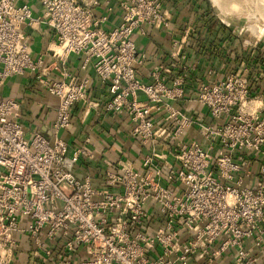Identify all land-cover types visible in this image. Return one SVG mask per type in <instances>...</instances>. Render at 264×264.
Segmentation results:
<instances>
[{"label": "built area", "instance_id": "2783aa9c", "mask_svg": "<svg viewBox=\"0 0 264 264\" xmlns=\"http://www.w3.org/2000/svg\"><path fill=\"white\" fill-rule=\"evenodd\" d=\"M39 2L40 16L34 17L26 4L0 0V88L9 77L28 72L58 100L51 137L27 138L18 105L0 98V264H15L16 235L29 238L32 259L39 264L50 263L56 245L62 255L55 264H259L246 244L264 246V164L253 185L247 158H264V101L250 95L247 69L199 89L197 101L217 123L203 124L174 108L184 97L185 79L176 74L168 83L173 69L155 70L149 85L136 76L142 62L133 33L144 24L171 27L161 0H120L121 22L108 32L98 28L105 17L94 20L79 0ZM40 25L54 33L48 49L54 59L83 55L82 69L92 63L108 89L104 112L125 114L131 136L149 147L142 162L122 158L118 174L105 173V186L117 191L95 190L73 173L80 156L91 160L93 155L82 148L69 155L62 134L71 109L86 102L89 81L48 79L42 58L31 57L21 31ZM184 44L185 38L173 45L175 71L186 69ZM138 93L146 103L137 100ZM96 107L87 103L88 109ZM156 114L171 122V140L197 127L208 149L194 141L162 143L168 130L155 126ZM216 142L220 151L212 160ZM159 163L166 169L165 182L181 191L163 185ZM149 201L161 219L153 233L144 225ZM82 247L85 259L74 262L71 256Z\"/></svg>", "mask_w": 264, "mask_h": 264}, {"label": "crops", "instance_id": "0c3cea01", "mask_svg": "<svg viewBox=\"0 0 264 264\" xmlns=\"http://www.w3.org/2000/svg\"><path fill=\"white\" fill-rule=\"evenodd\" d=\"M163 9L171 17L169 30L155 29L147 24L135 31L132 41L137 51V57L141 64L136 65L135 73L140 82L152 84V73L155 70L171 68L172 73L167 75L169 83L176 74L185 79L184 97L173 103L175 109L203 124H217L210 117L207 109L197 101L199 89L207 84L225 80L230 74L240 73L247 69L246 79L255 81L258 86L256 95L264 101V72L260 71L259 64H255L252 52L241 42L239 34H235L220 19L217 21L214 10L204 0H161ZM80 4L88 7L94 20L105 17V21L98 28L108 32L121 22L122 10L119 7L120 0H79ZM97 2V4H94ZM20 4H26L34 17L40 16L41 6L39 0H18ZM21 31L26 37L31 57H41L42 68L50 80H63L66 83H77L88 80L86 102L76 104L70 112V125L62 134L66 142L68 154L75 149H84L93 155L89 160L84 156L78 158L73 168V173L79 180L88 179L95 190L117 191V188H107L104 182L106 172L119 173L117 161L122 158H133L142 162L149 153V147H144L139 140L130 134L131 123L123 113L104 112V106L108 100V89L95 75L92 63L82 69L83 55H69L59 60L54 59L48 52L55 42L54 33L46 26L30 28L23 26ZM185 38L183 52L187 55L184 63L185 70L175 71L178 65L176 59L171 57L173 45ZM249 57V58H248ZM252 58V59H251ZM259 68V69H258ZM2 100H12L18 105L19 124L25 136L30 138L35 133L50 138L52 123L56 116L58 100L50 96L45 89L34 83V74L25 73L9 77L0 88ZM137 100L146 103L142 93L137 94ZM96 104V108L88 109L87 103ZM156 127H164L168 130L161 142L173 146L180 142H197L203 149H208L209 142L204 140L201 131L193 127L184 132L177 140H171L169 132L173 129L171 122L165 114L152 116ZM209 155L212 160L218 155L220 145L213 144ZM159 150V148H158ZM244 156H238L243 159ZM249 172L254 174L257 168L264 164L261 155H253L247 158ZM171 161V160H170ZM110 162V166H106ZM162 170V183L181 191V186H170L165 182L166 169L158 164ZM156 204L149 201L147 204V218L145 220V232L153 233L161 225V219L156 214ZM19 247L16 251L15 264H39L32 259V244L26 235H16ZM246 246L257 257L259 264H264V246L251 248L250 242ZM54 248L53 259L49 264H55L62 255L59 246ZM74 262L85 259V249L80 248L73 256ZM63 264V263H62Z\"/></svg>", "mask_w": 264, "mask_h": 264}, {"label": "rangeland", "instance_id": "374dc122", "mask_svg": "<svg viewBox=\"0 0 264 264\" xmlns=\"http://www.w3.org/2000/svg\"><path fill=\"white\" fill-rule=\"evenodd\" d=\"M214 10L215 18L224 22L252 52L254 63L264 72V2L261 0H219L216 6L204 0ZM249 58V57H248ZM252 59V58H251Z\"/></svg>", "mask_w": 264, "mask_h": 264}, {"label": "trees", "instance_id": "16d2710c", "mask_svg": "<svg viewBox=\"0 0 264 264\" xmlns=\"http://www.w3.org/2000/svg\"><path fill=\"white\" fill-rule=\"evenodd\" d=\"M247 86L250 91L251 96H256L258 86L256 85L255 81H250L247 79Z\"/></svg>", "mask_w": 264, "mask_h": 264}, {"label": "bare ground", "instance_id": "6f19581e", "mask_svg": "<svg viewBox=\"0 0 264 264\" xmlns=\"http://www.w3.org/2000/svg\"><path fill=\"white\" fill-rule=\"evenodd\" d=\"M213 4H215L216 6H218L219 4V0H210ZM264 2V0H261ZM264 6V5H263Z\"/></svg>", "mask_w": 264, "mask_h": 264}]
</instances>
